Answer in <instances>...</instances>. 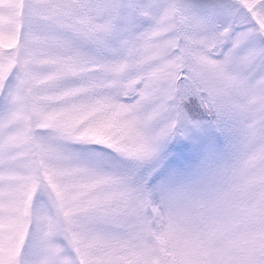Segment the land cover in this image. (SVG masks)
Wrapping results in <instances>:
<instances>
[{"label": "snow or ice", "instance_id": "snow-or-ice-1", "mask_svg": "<svg viewBox=\"0 0 264 264\" xmlns=\"http://www.w3.org/2000/svg\"><path fill=\"white\" fill-rule=\"evenodd\" d=\"M0 264H264V0H0Z\"/></svg>", "mask_w": 264, "mask_h": 264}]
</instances>
